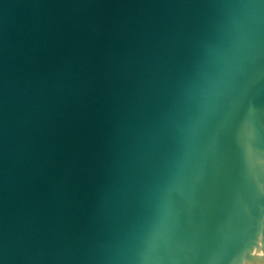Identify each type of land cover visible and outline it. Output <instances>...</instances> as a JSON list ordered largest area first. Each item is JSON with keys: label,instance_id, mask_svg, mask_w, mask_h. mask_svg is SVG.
Instances as JSON below:
<instances>
[{"label": "water", "instance_id": "water-1", "mask_svg": "<svg viewBox=\"0 0 264 264\" xmlns=\"http://www.w3.org/2000/svg\"><path fill=\"white\" fill-rule=\"evenodd\" d=\"M0 264H264V0H0Z\"/></svg>", "mask_w": 264, "mask_h": 264}]
</instances>
